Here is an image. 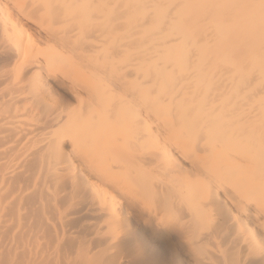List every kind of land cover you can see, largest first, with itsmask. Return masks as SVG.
I'll use <instances>...</instances> for the list:
<instances>
[{
	"label": "bare ground",
	"instance_id": "1",
	"mask_svg": "<svg viewBox=\"0 0 264 264\" xmlns=\"http://www.w3.org/2000/svg\"><path fill=\"white\" fill-rule=\"evenodd\" d=\"M231 1L199 0L208 25L181 62L169 67L167 53L151 52L146 63L130 64L151 82L139 88L112 68L99 70L98 83L88 75L93 46L75 53L81 43L55 30L72 16L84 26L95 14L112 28L127 2L0 0V264H145L131 216L176 240L184 258L171 264H264V83L256 88L257 77L227 58L205 62V46L231 38L222 24L234 15ZM259 2L249 0L261 12ZM256 19L258 28H238L231 42L264 48V15ZM30 26L45 31L42 57L20 54L37 41ZM97 31L96 42L118 51L113 31L88 33ZM34 57L63 73L53 76L78 94L74 107L52 92ZM186 74L195 81L181 84ZM248 95L256 105L246 104ZM61 210L96 218L65 220Z\"/></svg>",
	"mask_w": 264,
	"mask_h": 264
},
{
	"label": "rangeland",
	"instance_id": "2",
	"mask_svg": "<svg viewBox=\"0 0 264 264\" xmlns=\"http://www.w3.org/2000/svg\"><path fill=\"white\" fill-rule=\"evenodd\" d=\"M114 1V0H107ZM122 4L127 2V6H122L119 11L122 12V17L117 21L116 25L112 28L106 27L102 24L103 17L102 14H95V18L91 20V22L84 24L82 26L79 23V20L76 19V16H72L69 19L68 26H76L74 29V33L72 34L73 41L78 44V49L74 50L75 53L83 51L86 47L92 48V52H95L96 58L94 60V70L89 73L90 77L97 80L98 83H102V79H104V74L99 70L102 69H118L120 72L122 71V78L128 84L133 85L134 81L137 83H141L142 86L139 88L146 87L150 85L143 83L148 78L143 77L142 74H132L133 69L128 68L130 64L132 66H140L143 63H146L147 54L153 52L155 53V57L160 56V54L168 55L167 66H171L172 64H176L182 61L184 53H188L190 50H194V46H190L189 42L195 38V35L198 31L203 28H206L204 25H208V21H203V16H201L200 12H197L199 9V0H119ZM188 1L191 3L189 6ZM253 1V0H252ZM261 0H255L258 4H263V2H259ZM236 1L232 0L230 2L231 7L230 10L232 16H228V21L222 23L225 29H228L231 38L228 40L226 45H219L221 48L212 47V45L205 46V52L207 56H205L206 60L209 61L210 65L213 64H227L233 63L232 68L240 67L243 72L248 73L251 77H257V80H254L255 87L257 88L259 83H264V48L262 45L257 44H243L237 46L233 40L239 38L240 35L237 33V29L242 26L246 27V21L249 17L255 16L256 18L264 15V9L261 6L262 11H258L257 8L254 7L253 3L250 4L249 0H246L242 4L236 6ZM191 8L193 10L190 12ZM159 14L164 17L160 19ZM12 18L14 16H11ZM252 19V23L248 22V27L253 25V28H258L257 19ZM46 20L44 21V27ZM214 24V23H213ZM179 25V26H178ZM181 26V27H180ZM34 27V26H32ZM30 31L34 33V36L37 38L35 45L32 46L26 51L22 50L20 54L28 53L33 54L32 56H41V52L44 51L47 46V41L43 40L39 34H44L43 32H39L32 28ZM100 27L101 30H111L113 31L114 37L119 38L118 44L120 45L117 48H112L113 46L109 43H98L95 41V37L100 35L102 31H97L95 33H88L89 31ZM246 27V29H248ZM175 28L179 30H184L185 34L187 32L188 37L186 42H182L181 37L176 33L170 34L175 31ZM214 29L211 27L210 29ZM59 32L56 36L60 38L63 29H55ZM150 31L149 35L147 32ZM245 29L241 28L239 32H244ZM87 35V36H83ZM191 36V37H190ZM44 37V36H43ZM86 37V38H84ZM192 38V39H191ZM84 43V45L82 44ZM134 43V44H133ZM198 43L197 45H199ZM92 45V46H90ZM203 47V46H201ZM75 47H73L74 49ZM204 48V47H203ZM196 50V49H195ZM70 51V50H69ZM72 51V50H71ZM70 51V52H71ZM39 57H34L33 59H38L42 62L43 70L42 75L46 76V82L50 86L52 92L55 95L61 96V99L64 103H69V108L75 106V101L73 97H77L78 94L69 88L70 83L67 81L65 85H61L57 87V84L61 79L54 77L56 73H60L57 71L56 73H52L47 70L45 63ZM153 57V59L158 64L157 60ZM229 59L230 62H225V60ZM191 60H196V56H192ZM261 62V65H257V62ZM163 61L159 63L161 66ZM2 64H0L1 66ZM159 65L157 68H159ZM213 67V66H212ZM168 71V70H165ZM61 76L63 73H60ZM238 73H235L236 76ZM117 76V75H116ZM112 74L111 79L113 80L111 84H113L118 78ZM185 78L181 84L187 85V83H191L195 81L192 75H184ZM244 77H249L245 73H243ZM73 77V76H69ZM250 77V78H251ZM60 84V83H59ZM66 95H65V94ZM122 93V90H121ZM80 94H83L80 92ZM72 97V98H71ZM257 98H253L252 95H248L246 97V104L256 105ZM254 102V104H253ZM188 143L185 145L187 148ZM79 210V209H78ZM71 211L61 210V213H65V220L71 218L74 221H93L95 220V216L88 215L85 213H79L78 215H73ZM68 215V216H67ZM73 217V218H72ZM128 224L130 228L133 230V233L138 236V238L142 239L141 241L145 244V264H156L157 262L171 264V260L175 259H183L179 248L176 246V240L174 238H170L167 232L162 230L155 231L149 225H146L139 221L135 216H131L128 218ZM67 229V227L65 228ZM135 231V232H134ZM137 240L140 242V240ZM136 243V244H137ZM173 244V245H172ZM123 257V256H122ZM133 258V257H132ZM129 260L126 258H122V264H126ZM131 261V260H130ZM136 264L135 259H133V263Z\"/></svg>",
	"mask_w": 264,
	"mask_h": 264
},
{
	"label": "crops",
	"instance_id": "3",
	"mask_svg": "<svg viewBox=\"0 0 264 264\" xmlns=\"http://www.w3.org/2000/svg\"><path fill=\"white\" fill-rule=\"evenodd\" d=\"M75 27L76 26H68L67 28L63 29L62 34L60 35V38H66L65 41L68 42V44H71V41L73 40V38L72 37L70 38V36H72V34L74 33Z\"/></svg>",
	"mask_w": 264,
	"mask_h": 264
}]
</instances>
